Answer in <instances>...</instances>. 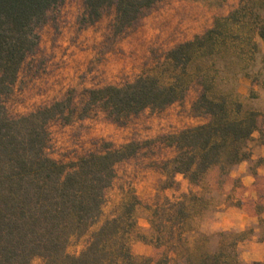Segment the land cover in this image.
<instances>
[{"label": "rangeland", "instance_id": "1", "mask_svg": "<svg viewBox=\"0 0 264 264\" xmlns=\"http://www.w3.org/2000/svg\"><path fill=\"white\" fill-rule=\"evenodd\" d=\"M242 5L244 10L236 18L240 23L233 29L237 38L232 48L211 60L191 64L193 82L182 100L162 110L146 109L121 123L95 109L86 117L74 115L70 122L57 119L48 124L47 155L57 162L103 152L109 146L139 145L137 154L115 166V177L104 192L99 219L84 235L69 241L67 255L79 257L95 233L110 220L125 221L126 210L132 208L135 226L129 244L136 257L165 254L169 264H185L188 254L215 253L222 245L226 252L234 250L237 264H264V247L257 250L253 246L254 242L264 244V218L260 217L264 213V187L258 185L256 200L246 209L253 217H260L258 223L240 230L225 222H238L232 212L242 205L236 196L238 191L236 187L229 188L231 194L226 191L228 174L243 161L233 166L217 164L199 182L190 183L183 175L165 169L176 151L161 140L208 123L209 116L194 107L202 91L198 74L208 70L215 79V92L230 95L244 111L260 114L259 129L246 144L251 156L264 135V41L255 33L257 23L264 21V0H163L120 35L112 31L113 8L95 24L84 25V0H64L39 30L37 49L22 63L11 92L0 95V106L11 119L67 97L75 109H80L87 91L121 85L143 73H152L166 52L204 34L215 20L227 17ZM252 44L256 49L251 48ZM259 164L264 162L259 160L254 166ZM185 195L191 197L184 210L187 217L178 226L180 207L169 206L166 200L176 203ZM134 202L138 204L133 206ZM170 227L181 236L180 241L170 240ZM256 228L262 234L253 239ZM156 236L162 238L159 247L151 241ZM30 264H43V260L34 257Z\"/></svg>", "mask_w": 264, "mask_h": 264}, {"label": "trees", "instance_id": "2", "mask_svg": "<svg viewBox=\"0 0 264 264\" xmlns=\"http://www.w3.org/2000/svg\"><path fill=\"white\" fill-rule=\"evenodd\" d=\"M162 1L84 0L81 22L93 25L113 8L112 31L120 35ZM63 2L0 0V95L11 92L22 63L38 47L39 30ZM243 10L242 5L215 20L204 34L166 52L152 73H143L121 85L87 91L80 109H75L67 97L11 119L0 106V264H30L34 257L41 258L43 264H169L165 254L151 258L131 253L129 236L135 226L132 208L126 210L125 221L110 220L95 233L79 257L66 254L69 241L84 235L99 219L115 166L137 154L139 145L109 146L103 152L57 162L47 155V126L57 119L70 122L74 115L86 117L95 109L121 123L146 109L162 110L182 100L193 82L191 64L211 60L232 48L237 38L233 29L240 23L236 18ZM255 30L264 41V21L257 23ZM251 46L256 49L254 44ZM198 75L202 91L194 107L209 116L208 123L161 138L176 151L165 169L183 175L190 183L199 182L217 164L233 166L248 159L246 144L258 131L260 117L258 112L244 111L230 95L215 92V79L208 70H200ZM190 198L185 195L176 203L166 200L169 206L180 207L178 226L187 217L184 210ZM172 220L171 216L168 222ZM173 229L169 228L170 240L180 241L181 236ZM151 241L159 247L162 238L152 237ZM184 262L237 264L234 250L226 252L222 245L215 253H190Z\"/></svg>", "mask_w": 264, "mask_h": 264}, {"label": "crops", "instance_id": "3", "mask_svg": "<svg viewBox=\"0 0 264 264\" xmlns=\"http://www.w3.org/2000/svg\"><path fill=\"white\" fill-rule=\"evenodd\" d=\"M264 133V131H261ZM252 137H255V132L253 133ZM262 141L255 145L251 150V156L248 160L241 162L238 165H235L230 173L228 174V186L226 194H231L229 188L236 187V194L237 198L242 202L240 208L236 210H232L235 216L238 218L237 224H230V220L226 219V223H229L230 226H237L240 230H243L245 226L250 224L258 223L259 218H264V213L259 216L253 217L251 214L246 212V209L249 207L256 200V193L258 189V185L261 184L264 187V164H259L254 166V164L261 160L264 162V135H262ZM230 189V190H231ZM239 192L242 195H239ZM254 237L253 239H257L260 234H262V230L260 228H256L254 230ZM253 246L259 250L260 248L264 247V244H253ZM254 251V250H253Z\"/></svg>", "mask_w": 264, "mask_h": 264}]
</instances>
